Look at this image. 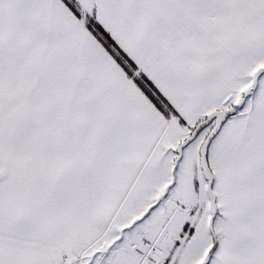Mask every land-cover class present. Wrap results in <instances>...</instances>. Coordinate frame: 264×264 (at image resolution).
<instances>
[{"label": "snow or ice", "instance_id": "1", "mask_svg": "<svg viewBox=\"0 0 264 264\" xmlns=\"http://www.w3.org/2000/svg\"><path fill=\"white\" fill-rule=\"evenodd\" d=\"M0 264H264V0H0Z\"/></svg>", "mask_w": 264, "mask_h": 264}]
</instances>
